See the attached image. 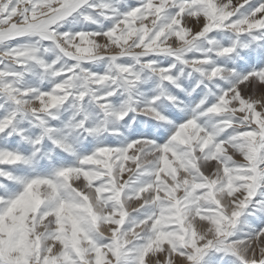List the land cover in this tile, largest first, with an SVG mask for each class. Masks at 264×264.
Listing matches in <instances>:
<instances>
[{"label": "snow or ice", "instance_id": "obj_1", "mask_svg": "<svg viewBox=\"0 0 264 264\" xmlns=\"http://www.w3.org/2000/svg\"><path fill=\"white\" fill-rule=\"evenodd\" d=\"M0 264H264V0H0Z\"/></svg>", "mask_w": 264, "mask_h": 264}, {"label": "rangeland", "instance_id": "obj_2", "mask_svg": "<svg viewBox=\"0 0 264 264\" xmlns=\"http://www.w3.org/2000/svg\"><path fill=\"white\" fill-rule=\"evenodd\" d=\"M234 2H235V0H234ZM256 2V0H253V3H255Z\"/></svg>", "mask_w": 264, "mask_h": 264}]
</instances>
